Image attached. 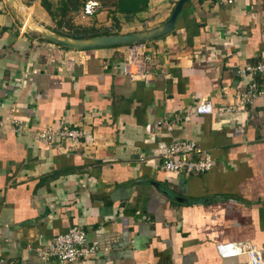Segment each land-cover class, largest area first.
Here are the masks:
<instances>
[{"label":"crops","instance_id":"1","mask_svg":"<svg viewBox=\"0 0 264 264\" xmlns=\"http://www.w3.org/2000/svg\"><path fill=\"white\" fill-rule=\"evenodd\" d=\"M86 1L69 26L104 27L101 36L154 28L176 0H108L114 26L100 8L82 17ZM14 2L35 24L65 31L40 0ZM137 45L151 59L131 80L122 73L130 45L60 47L23 31L0 0V264H245L215 251L237 242L264 253V97L193 114L202 99L232 105L251 81L239 70L264 62V0H190L169 34ZM61 125L85 136L50 148L31 137ZM172 141L194 142L215 166L166 173ZM72 227L109 250L72 263L37 258Z\"/></svg>","mask_w":264,"mask_h":264},{"label":"built area","instance_id":"2","mask_svg":"<svg viewBox=\"0 0 264 264\" xmlns=\"http://www.w3.org/2000/svg\"><path fill=\"white\" fill-rule=\"evenodd\" d=\"M99 8L98 2L87 0L83 3L81 12L84 16H90ZM150 59L151 57L139 49L137 44H130L122 66V73L131 80L141 78L146 71ZM239 74L251 77V81L236 95L232 105L214 109L210 100L202 99L196 103L193 114L220 115L230 113L250 106L257 99L264 97V82L257 83L252 78L255 76L264 77V62L244 65L239 70ZM8 123H10L16 132L22 130L23 126L21 122L9 120ZM3 126L4 122L0 119V129ZM84 136L85 133L82 129L70 128L66 125H61L55 130L44 128L31 133V137L36 142L47 148L53 147L60 140L74 143L81 140ZM198 152L197 145L192 141H172L165 147L161 155L160 166L166 173L182 175H201L207 173L216 163L208 153H202L200 156H197ZM108 250L109 247L105 243L98 242L97 240L90 242L87 239L85 231L72 227L65 233L52 237L45 246L37 249L36 256L43 262L56 260L72 263L94 258ZM215 251L220 259L242 256L246 260L245 264H264L263 251L248 242L218 243L215 245Z\"/></svg>","mask_w":264,"mask_h":264},{"label":"water","instance_id":"3","mask_svg":"<svg viewBox=\"0 0 264 264\" xmlns=\"http://www.w3.org/2000/svg\"><path fill=\"white\" fill-rule=\"evenodd\" d=\"M189 1L190 0H176L165 21L148 30L128 34H111L93 36L89 38H75L59 34L44 26L35 24L15 4L14 0H3L7 12L23 31H34L40 39L74 51H88L108 46L147 43L158 40L173 30L177 17L179 16L182 8Z\"/></svg>","mask_w":264,"mask_h":264},{"label":"trees","instance_id":"4","mask_svg":"<svg viewBox=\"0 0 264 264\" xmlns=\"http://www.w3.org/2000/svg\"><path fill=\"white\" fill-rule=\"evenodd\" d=\"M86 1V0H82ZM59 6L57 9L61 12L59 16H65V14L69 11H74L77 10V0H59ZM41 7L45 10V12L51 17L54 18V13L50 7V4L47 2V0H40ZM68 19V18H67ZM62 19H60V22H57L58 26H61ZM59 28V27H58ZM53 29V31L65 35V36H70V37H75V38H85L89 36H93L95 34H88V29H84L81 27H74L70 26L68 31L67 30H60V29ZM80 32L82 34H80Z\"/></svg>","mask_w":264,"mask_h":264},{"label":"rangeland","instance_id":"5","mask_svg":"<svg viewBox=\"0 0 264 264\" xmlns=\"http://www.w3.org/2000/svg\"><path fill=\"white\" fill-rule=\"evenodd\" d=\"M48 1H50V3L52 2L53 5L55 3L54 6H56L57 5L56 3H57L58 0H48ZM93 1H96V2L99 3V5H100V9L99 10H105V11H107V16L109 17V21L111 20V26H114L115 23L112 21V18L109 16V13H110L111 10L109 8H106V7H109V3L110 2L108 0H93ZM54 6H51L52 7V11L54 13V18H56L57 20L62 19L63 25H65V30L68 31L69 29H67V28H69L71 26V25L69 26V23H70L69 18L71 19L72 14L70 12H67L68 14L66 13L65 16H62L61 17V16H59L61 14V12L57 8H55ZM79 14H80V12H77V15L78 16H79ZM81 16L82 17H88V16H84L82 14V12H81ZM87 29H88V32H87L88 34L107 33V32H105L106 29L104 27L103 28L102 27L95 28V27L92 26V27H89ZM80 34H82V33L80 32Z\"/></svg>","mask_w":264,"mask_h":264}]
</instances>
